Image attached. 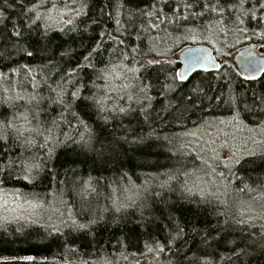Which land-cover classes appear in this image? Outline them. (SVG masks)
<instances>
[{"label": "snow or ice", "instance_id": "snow-or-ice-1", "mask_svg": "<svg viewBox=\"0 0 264 264\" xmlns=\"http://www.w3.org/2000/svg\"><path fill=\"white\" fill-rule=\"evenodd\" d=\"M140 3L144 7H139ZM97 4L100 0H0V228L6 230L9 223L20 221L35 224L37 218H42L41 213H47V227L53 232L63 234V229H69L70 232L85 233L97 223V218H103L102 212L120 214L132 209L143 215L149 201H155L161 197L163 189L175 184L198 205L218 204L221 210L215 214L225 218V227L229 223L243 226L237 239H229L230 233L224 227H220L214 238L212 231L216 230L215 226L206 227L201 238L204 248L197 247L195 251L189 248L184 252L185 264H219V261L251 264L257 252L264 254V222L258 224L257 230V221H264V215H253L250 206L244 203L229 205L218 195L221 186L226 191L230 187L232 178H235L232 165L239 163L235 152L222 160L218 148L231 151L236 137L225 134V139L217 146L219 129L216 139L211 138V133H207L208 139L197 133L204 125L208 128L214 124L233 126L238 130L247 128L254 134L243 143L264 147V119H260L255 128H248L242 119L244 115L264 117V90L237 93L233 90L231 72H221L215 79L224 80L227 89L217 84L216 88L220 89L217 94L211 82L204 77L187 92H181L173 102L169 95L178 92L189 81V68L205 72L209 69L194 67L204 57L195 58L194 64L189 63L183 70L171 67L176 61L168 59L173 50L168 44L171 41L178 47L181 42L203 41L217 56H224V49L233 46L230 39L235 43H239L241 38L254 39L261 55H264V0H104L99 7V15L93 17L89 13L96 9ZM13 8L19 9L15 18L4 11ZM105 9H108L107 13ZM105 16L108 21H114L115 29L101 27ZM94 28H100L99 38L84 47L74 67L54 64L44 55L52 43L50 33L74 39L73 34L82 36ZM132 32L136 34L134 37ZM132 39L138 43L133 44ZM73 52V49L64 48L59 57L63 60ZM104 52L108 53L107 58ZM38 54L47 62L29 63L37 59ZM17 56L29 62L19 63ZM209 58L213 59L217 70L225 66L229 70L232 68L227 61L215 62L214 57ZM245 67L251 73H264V65L258 64L255 57H249ZM84 69H90L94 76L90 87L78 82ZM236 75L246 81L261 78L242 71ZM85 92L89 94L85 95ZM157 97L167 101L162 110L168 114L175 113L173 119L177 122L186 113L202 109L206 101L208 104L215 101L217 108L226 106L231 113L226 119L203 121L195 130L182 134L192 139L177 141L175 137H165L171 145L169 151L172 155L182 157L190 164L183 163L161 173L164 177L158 184L161 191L150 188V180L136 184L125 172L121 179L123 181L127 177V181L112 189L118 195L108 197L110 204L103 208L93 207L92 196L98 199V188L104 177L78 173L76 168L65 169L60 183L71 186L72 192L79 197V206L75 201L64 200V188L59 186L56 191L43 196L24 192L20 187H7L10 182L15 185L21 181L25 187H35V181L42 172L53 173L54 169L48 165L57 148L71 145V151L77 156L88 153L104 156L115 152L114 143L107 138L101 139L89 119L95 117L104 127L113 121H119V126L123 127L124 117L137 114L145 123L160 119L159 111L155 117L151 111ZM50 111L55 112L51 118ZM257 134L260 139L256 138ZM127 135L117 137L115 142H127ZM142 139L134 137L132 142L138 143ZM230 140L233 141L231 148ZM249 154L255 155L254 152ZM221 163L224 170H218ZM52 179H56L55 174ZM221 181H224L223 185ZM247 188L245 185L238 191L243 193ZM232 208L235 210H230ZM185 227L189 225L181 227L177 223L166 244L153 241L144 245V252L125 254L121 251L112 258L97 252L80 253L79 248L67 246L64 264H119L120 260L130 259L139 264L137 256L144 255L160 259L171 253L174 241L184 235ZM190 227L193 233L201 231L195 225ZM249 228L251 231H247ZM209 248L213 250L209 252ZM217 249H225L230 255H219ZM218 255L219 261L215 259ZM18 259L32 261L34 258L21 256ZM168 264L173 262L168 261Z\"/></svg>", "mask_w": 264, "mask_h": 264}, {"label": "trees", "instance_id": "trees-1", "mask_svg": "<svg viewBox=\"0 0 264 264\" xmlns=\"http://www.w3.org/2000/svg\"><path fill=\"white\" fill-rule=\"evenodd\" d=\"M103 3L104 0H100V4H97L96 9L89 14L93 17L98 16L99 7ZM138 6L144 7V4L140 3ZM128 7H132V5ZM4 11L15 18L19 9H4ZM107 11L108 9H105V13ZM105 26L109 30L116 28L114 21H108L106 16L101 27ZM99 31L100 28H94V30L90 29L89 32L84 33L82 36L73 34L74 39H67L60 33H50L52 43L48 45V50L44 55L52 60L54 64H59L65 68L68 66L74 67L80 59L84 47L90 46L94 43L95 39L99 38ZM135 35L134 32L131 33L132 37ZM160 35L163 36L164 33L161 32ZM131 42L133 44L138 43L135 39H132ZM229 43L233 46L225 50L226 55L219 56L220 58L217 57L216 59L220 61L222 58H227L224 61H227L232 66L231 70L225 66L220 70H209L207 72L194 71L189 75V81H186L178 92L171 93L169 99L175 102V98L181 92H187L191 86L200 82L204 77H207L216 93L219 94L220 89L216 88V85L219 84L227 89V84H225L224 80H216L215 77L221 72L229 71L231 72L233 90L237 93H244L245 90L250 93L253 89L257 91L264 90V73L259 75L261 77L259 80L246 81L242 79V76L236 75L237 69L234 67L232 61L228 60L233 50L251 43L257 44V42L254 39L243 40L241 38L239 43H235L231 39ZM145 44H147L146 41ZM194 45H206L211 48V46L203 41L196 43L192 41L181 42L178 47L173 46L171 41H169L168 46L172 47L173 50L169 54L168 59L176 61L171 67L179 69V61L176 57H173L174 52L186 46ZM64 48L73 49L74 52L70 57H65L61 60L59 52ZM259 51H261L260 48ZM103 55L107 58L108 53L104 52ZM16 59L19 63L29 62L26 58L22 59L19 56ZM46 62L38 54L37 59L29 63L40 64ZM81 76L82 79L78 82L90 87V81L94 79L91 70L84 69ZM84 94L87 95L89 93L85 92ZM166 103L167 101L160 97H157L153 101L152 116L155 117L157 111H159L161 118L149 120L147 123L138 114L135 117H124L123 127L119 126V121H113L107 127H104L102 122L95 120V117L89 119V123L93 124L101 139L107 138V140L114 143L115 152L106 153L104 156H98L96 153L77 156L71 151V145L66 148H57L56 154L48 165L49 168L54 169L53 173L42 172L40 177L35 181V187L30 185L25 187L23 181L15 185L10 182L7 187H20L24 192L39 193L43 196L49 191H56L57 186H59L60 188H64V200L75 201L77 206H79V197L72 192L71 186H65L60 183L65 175V169L76 168L78 173L85 175L91 173L93 176L104 177L98 188V199L95 195L92 196L93 207L99 206L103 208L110 204L108 197L112 196L114 198L118 195L112 189L117 185H123L127 181V177H124L123 181L121 179L125 172L128 173V176L136 184L150 180L149 187L155 191H161L158 188L160 180L164 178L161 176V173L177 168L183 163L190 164V161L172 155L169 151L171 145L168 144L165 137H175L177 141L184 140L187 138L183 137L182 134L189 130H195L194 128L200 125L201 120H215L224 115H231L226 106L222 105L217 108L215 107V101L212 104H208L206 101L202 109L186 113L185 117L177 122L173 119L176 115L175 113L168 114L162 110V106ZM56 111H59V108ZM52 115H55V112L50 111L49 118ZM85 118L87 119V117ZM242 119L244 123L254 125L260 119H264V117L244 115ZM137 120L140 121L139 124ZM129 126L132 129L131 132H129ZM125 133H128L127 142L120 140L119 143H116V138L124 137ZM134 137H143V139L138 143H134L132 142ZM60 138L63 139V136ZM254 153L255 155L249 153L243 154L239 159V163L232 165L235 178H232V183L227 191L221 186L218 195L220 200H227L229 205L244 203L250 206L253 215L260 216L264 215V149L254 151ZM188 155L191 156L192 154L189 153ZM218 170H224L222 163ZM225 172L227 174L226 170ZM54 174L56 175L55 180L52 179ZM223 184L224 181H222ZM245 185L248 186L246 191L243 193L239 192L238 189ZM49 199L51 200V197ZM196 199L198 200L199 197H196ZM218 210H221L220 206L215 203L211 206H206L203 203L198 205L192 198L188 197V194L182 193L179 186L172 184L162 190L161 197L156 198L155 201H149V206L143 211V215H141L139 210L132 209L120 214H114L111 211L102 212L103 218H97V223L91 225L90 230L85 233L70 232L69 229H63V234L55 233L47 227L48 214L41 213L42 218H37V223L35 224L20 221L18 223H9L6 226V230L5 228H0V264H64L67 246L79 248L80 253H84L85 251L97 252L101 255H108L110 258L121 251H124L125 254L144 252V245L151 244L153 241H160L166 244L168 239L171 238L170 233L174 234L177 223L181 227L185 225H189V227H185L184 235L174 241L171 253L164 254L158 260L164 264H168V261H172L173 264H185L183 260L184 252L188 251L189 248L193 251L197 247L204 248L201 238L204 234L203 230L206 227L213 228L215 226L216 230L212 231L214 238L220 227H224V230L230 233L229 239L238 238V233L243 226H234L229 223L225 227V218L222 216L218 217L215 214V211ZM230 210L234 211L235 209L232 208ZM52 222L55 223L54 220ZM261 222L264 221H257V230H259L258 224ZM191 225L197 226L201 231L198 233L191 232ZM17 228L20 230L17 231ZM247 231H251V228L247 229ZM213 248H215V245H213ZM212 250V248L208 249L209 252ZM217 252L219 255H230L225 249H217ZM189 255H191V252ZM219 255L215 258L218 261ZM21 256H32L34 259L32 261H20L18 258ZM145 257L151 256H137V259L141 260ZM119 264H135V262L131 259L129 261L120 260ZM219 264H227V262L219 261ZM251 264H264V254L257 252Z\"/></svg>", "mask_w": 264, "mask_h": 264}, {"label": "rangeland", "instance_id": "rangeland-1", "mask_svg": "<svg viewBox=\"0 0 264 264\" xmlns=\"http://www.w3.org/2000/svg\"><path fill=\"white\" fill-rule=\"evenodd\" d=\"M251 44H254L256 46L258 52L261 54V51H259L260 47H258V45L256 43H251ZM225 50H227V48L224 49V51ZM235 50H237V49H235ZM235 50H233L230 53V58L228 57V60L232 61V55H233ZM177 52L173 53V57L177 56ZM213 54H214L215 58H217V57L220 58L219 56H217V53L213 52ZM225 59H227V58H222L221 60L224 61ZM217 61L219 62L218 59H217ZM232 63H233V61H232ZM234 67H235V65H234ZM229 116H230L229 114L228 115H224V116H221L218 119H226ZM215 120H217V119H215ZM215 120L208 119L207 121H215ZM202 122H203V120H201L199 124H202ZM244 124H246L248 128H255L256 127V124H254V125H250V124H247V123H244ZM194 129H196V128H194ZM217 129H219V139H216V137H217ZM207 133H211V138L212 139H216L217 146L225 139V134H228L229 136L234 135L236 137V139L234 141V144H235L234 148H231V145H232L233 141H231V140L229 141L231 151H230L229 148H225V149H222V150L218 148V151H219V154H220L222 160H223V158L225 156H230L232 152H235V158L236 159H240L243 154L264 149V147L253 145L250 142L247 143L246 145L243 143L248 137H250V136H252L254 134L252 132H249L247 130V128H244L243 130H238L236 127H233V126L224 127L223 125H216V124H214L211 128H208L207 125H204V127H201V129L197 133V135L198 136L204 135V138L208 139L209 137H208ZM256 138L260 139L261 136L259 134H257ZM187 139H192V138L188 137ZM220 184L222 185V181L220 182ZM139 264H164V263L160 262L158 259H153L152 257H145V258L139 260Z\"/></svg>", "mask_w": 264, "mask_h": 264}, {"label": "water", "instance_id": "water-1", "mask_svg": "<svg viewBox=\"0 0 264 264\" xmlns=\"http://www.w3.org/2000/svg\"><path fill=\"white\" fill-rule=\"evenodd\" d=\"M183 49L185 51H181V49L177 52V60L179 61V69L183 70L184 68H187L189 63H193L195 61V58L197 57H204L200 60L199 65H195L197 69H199L201 66L203 68H207L209 70H216L214 67V61L213 59H210L209 57H214L213 51L210 47L206 45H194V46H186ZM249 57H255L256 62L258 64L264 65V55H261L256 46L254 44L245 45L243 47H240L239 49L235 50L232 55V61L235 67L237 68L238 72H241L243 74H252L259 76L261 73H251L250 70L245 67V62ZM215 58V57H214ZM215 62H218L215 58ZM193 69L189 68L188 74L191 75L193 73Z\"/></svg>", "mask_w": 264, "mask_h": 264}]
</instances>
